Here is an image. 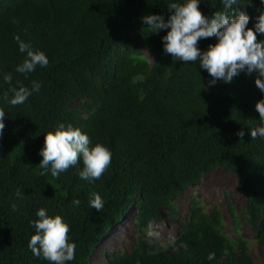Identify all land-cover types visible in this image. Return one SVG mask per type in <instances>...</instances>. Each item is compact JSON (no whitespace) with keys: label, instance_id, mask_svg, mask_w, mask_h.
<instances>
[{"label":"trees","instance_id":"1","mask_svg":"<svg viewBox=\"0 0 264 264\" xmlns=\"http://www.w3.org/2000/svg\"><path fill=\"white\" fill-rule=\"evenodd\" d=\"M171 2L0 0V108L6 113L0 134V264H52L28 246L40 208L69 226L76 249L65 264H87L93 246L127 214L136 237L106 264H253L248 238L240 234V216L264 248V220L259 223L264 138L249 134L260 126L255 103L264 94L255 85L258 73L242 70L231 82L210 84L212 77L198 61L173 60L163 48L167 29L149 33L142 26V17L150 13L167 20ZM232 7L248 15L253 29L264 12L261 0H237ZM199 8L209 18L216 11L231 14L223 0H199ZM16 36L42 51L48 65L27 75L16 72L26 58ZM216 39H201L197 47L206 50ZM7 74L11 84L4 80ZM33 82L39 91H32ZM20 85L31 95L13 106L9 89ZM60 123L80 129L90 147L99 143L111 152L99 179L80 178L82 159L58 176L50 166L40 174L44 133ZM241 130L243 137L237 135ZM217 166L234 174L245 195L239 209L225 201L236 237L223 231L216 205L202 211L193 199L172 240L176 249L168 252L160 241H148L144 229L159 219L160 208L174 219L173 198ZM93 194L103 201L99 212L90 206Z\"/></svg>","mask_w":264,"mask_h":264},{"label":"clouds","instance_id":"2","mask_svg":"<svg viewBox=\"0 0 264 264\" xmlns=\"http://www.w3.org/2000/svg\"><path fill=\"white\" fill-rule=\"evenodd\" d=\"M236 3L237 0H223L224 8L231 9V14L227 11H216L209 18L200 11L199 0H173L167 5V20L163 14L150 13L142 17V26H146L149 33L167 29L162 37L164 51L173 60L185 63L198 61L199 67L205 69L212 77L210 84H214L216 80L231 82L240 71L247 70L249 73H258L255 85L264 94V40L257 38V33L264 35V12L256 18L253 29L248 27V15L232 7ZM261 3H264V0H261ZM210 37L217 39L206 50L202 51L197 47L201 39ZM15 39L20 52L26 54L23 62L16 67V72L27 75L38 65H48L49 61L42 51L33 50L21 41L19 36ZM12 79L11 74L4 77L8 84H11ZM39 87L38 83L33 82L32 91H39ZM9 91L12 93L9 103L13 106L23 104L31 95V91L23 85L12 87ZM5 98H8L7 93ZM255 109L259 114L260 126L249 130V134L252 139L258 136L264 138V96L255 103ZM5 114L3 108H0V134L5 127ZM237 135L243 137V130ZM40 155V168L44 170L41 175H44L50 166L52 176H58L82 159L83 168L79 176L84 180L99 179L111 163V152L105 146L97 143L90 147L89 137L85 133L71 124L66 126L64 123L58 124L53 131L44 133ZM93 195L90 206L99 212L103 209V201L99 195ZM79 203V200L73 201L75 205ZM260 212L261 224L264 213L262 209ZM36 215L39 219L34 221L35 232L31 235L28 245L33 255L42 256L52 264H65L73 260L76 245L70 242L69 226L61 216H50L44 208H40ZM240 219L242 222L241 216ZM250 229L249 226V231ZM148 235L159 236L151 224ZM208 259H214V253H210Z\"/></svg>","mask_w":264,"mask_h":264},{"label":"rangeland","instance_id":"3","mask_svg":"<svg viewBox=\"0 0 264 264\" xmlns=\"http://www.w3.org/2000/svg\"><path fill=\"white\" fill-rule=\"evenodd\" d=\"M141 51L149 60L153 59V54L144 47ZM72 106H77L74 102ZM197 200V205L202 211H208L212 205H216L222 212L224 222L223 231L232 236L236 235L232 231V225L229 214L225 208V201L229 200L236 209H239L245 203V195L235 184V177L232 173L225 172L220 167L203 173L196 184L187 185L175 198L177 207V216L174 219L168 218L164 209L160 208V217L153 222V230L159 233L158 237L148 235L149 227L144 229L143 236L148 240H158L164 244L168 252L173 251L179 245L174 243L175 232L180 228L182 222L188 218V211L192 200ZM264 213V205L261 207ZM130 214L124 215L119 221L114 223L107 230L99 241L89 252L86 261L87 264H106L109 257L116 251L128 250L136 237L130 223ZM243 222V220H242ZM240 234L248 238V251L250 260L253 264H264V248L252 237H250L249 226L243 222L240 226ZM218 264H223L219 260Z\"/></svg>","mask_w":264,"mask_h":264}]
</instances>
